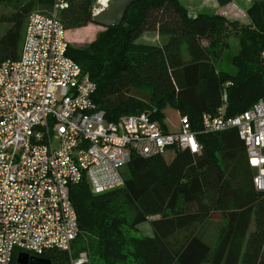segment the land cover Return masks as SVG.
<instances>
[{
    "label": "trees",
    "instance_id": "16d2710c",
    "mask_svg": "<svg viewBox=\"0 0 264 264\" xmlns=\"http://www.w3.org/2000/svg\"><path fill=\"white\" fill-rule=\"evenodd\" d=\"M98 1L66 0L59 20L66 30L84 28L93 23ZM6 3L14 12L0 19L9 25L0 37V65L18 60L29 15L37 7L50 11L55 0H0ZM246 15L248 25L218 14L191 17L179 0H137L119 26L106 28L87 47L69 45L68 56L96 83L95 101L107 120L150 112L171 131L165 114L171 108L188 117L202 150L174 149L171 162L162 155L135 156L123 173L124 185L102 194H93L84 180L74 184L80 234L72 252L48 250L38 257L71 264L87 251L91 264H264V193L254 188L256 172L244 143L235 129H201L202 116L217 112L224 95L227 117L264 98V0H254ZM145 32L167 40L140 43ZM232 39L238 41L235 54ZM132 90L148 98L131 96ZM217 215L221 227L213 245L193 231L174 240ZM150 216L159 217L150 222L154 235H137ZM19 253L11 264H18Z\"/></svg>",
    "mask_w": 264,
    "mask_h": 264
},
{
    "label": "built area",
    "instance_id": "2783aa9c",
    "mask_svg": "<svg viewBox=\"0 0 264 264\" xmlns=\"http://www.w3.org/2000/svg\"><path fill=\"white\" fill-rule=\"evenodd\" d=\"M67 7L55 0L50 11L32 12L20 57L0 65V264H11L17 250L72 252L80 234L74 184L84 180L102 194L124 185L135 156L202 150L186 116L173 131H164L150 112L106 119L95 101L96 83L68 56L58 16ZM226 103L224 95L217 112L202 116V132L235 129L256 172L254 188L264 193V98L231 117ZM71 264H91L89 253L80 252Z\"/></svg>",
    "mask_w": 264,
    "mask_h": 264
},
{
    "label": "rangeland",
    "instance_id": "374dc122",
    "mask_svg": "<svg viewBox=\"0 0 264 264\" xmlns=\"http://www.w3.org/2000/svg\"><path fill=\"white\" fill-rule=\"evenodd\" d=\"M179 1L186 7L189 15H191L192 14L191 12H193L192 8L194 7V5L191 4L190 0H179ZM253 1L254 0H231V3L224 5V6L219 5V3L217 2L218 6L215 9H205L202 12L208 13L209 15H213L217 13L218 15H222L229 20H238L241 24L246 25L245 23H247L248 25L249 19L248 17H246L247 15H246L245 7L247 5V8H248L249 5L253 3ZM103 2H105V0H99L96 3L94 7V12H97L103 8L102 6ZM37 9H34V11L32 12L42 11V10H37ZM13 12H14L13 5L7 4V3L0 5V19L3 15L8 16V15L13 14ZM8 28H9V25H6L0 22V37L4 35V33L6 32ZM103 31H105L104 28L92 23L84 28H79L75 30H67V40L69 41L70 46H73L76 48H84V47H87L92 42H94ZM166 40L167 38L157 35L156 32H145L142 35V37L139 39V42L140 43L144 42V43H149V44H153V43L163 44L164 42H166ZM230 44H231V53L235 54L239 49L238 41L236 39H232ZM182 50H183L182 54H183L184 60H188L189 58H188V55L186 53V49L184 46ZM129 94L134 97H139V98H144V99L148 98L146 94L139 93L135 90H132ZM165 114H166V122L170 130L172 131L176 130L179 125V114L177 113V111L171 108H167L165 110ZM163 156L167 162H171L175 156L174 150L172 149L168 150ZM216 217L210 221H207L203 226L197 225V226H194L192 229L177 233L176 236L174 237V240L180 241L183 239V237L186 234H190L193 231V233H196V232L199 233L206 243H208L209 245H213L217 240L218 232L221 227V217L219 215H217ZM147 222H150V221L147 220ZM150 226L147 224L142 225V226L139 225L137 227L138 229L137 235L146 237L147 234L150 232L149 230L147 231V229H151ZM129 234L131 235L133 233L130 231Z\"/></svg>",
    "mask_w": 264,
    "mask_h": 264
},
{
    "label": "water",
    "instance_id": "95a60500",
    "mask_svg": "<svg viewBox=\"0 0 264 264\" xmlns=\"http://www.w3.org/2000/svg\"><path fill=\"white\" fill-rule=\"evenodd\" d=\"M137 0H106L105 6L94 13L92 22L104 29L119 26L129 8ZM18 264H51V261L38 256L20 253L16 259Z\"/></svg>",
    "mask_w": 264,
    "mask_h": 264
},
{
    "label": "crops",
    "instance_id": "0c3cea01",
    "mask_svg": "<svg viewBox=\"0 0 264 264\" xmlns=\"http://www.w3.org/2000/svg\"><path fill=\"white\" fill-rule=\"evenodd\" d=\"M191 4L194 5V7L192 8L193 12H191L192 14L190 16L195 17L198 14H208L205 12H202L205 9H215L218 4H217V0H190ZM247 9V5L245 7ZM245 9V11H246ZM217 14V13H216ZM247 17V16H246ZM247 24V23H245ZM216 216H214L212 219H214ZM217 218V217H216ZM211 219V220H212ZM210 221V220H209ZM149 225L150 226V222L147 223H143L142 225ZM151 229H147V231L149 230L150 232L147 234L148 237H152L154 235L152 227L150 226Z\"/></svg>",
    "mask_w": 264,
    "mask_h": 264
},
{
    "label": "bare ground",
    "instance_id": "6f19581e",
    "mask_svg": "<svg viewBox=\"0 0 264 264\" xmlns=\"http://www.w3.org/2000/svg\"><path fill=\"white\" fill-rule=\"evenodd\" d=\"M102 6H103V7L105 6V2L102 3Z\"/></svg>",
    "mask_w": 264,
    "mask_h": 264
}]
</instances>
